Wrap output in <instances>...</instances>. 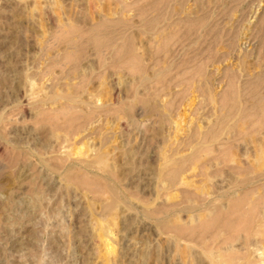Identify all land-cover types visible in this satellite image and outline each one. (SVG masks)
Wrapping results in <instances>:
<instances>
[{"label":"rangeland","instance_id":"obj_1","mask_svg":"<svg viewBox=\"0 0 264 264\" xmlns=\"http://www.w3.org/2000/svg\"><path fill=\"white\" fill-rule=\"evenodd\" d=\"M135 1L0 0V264H209L172 225L264 173V0Z\"/></svg>","mask_w":264,"mask_h":264},{"label":"bare ground","instance_id":"obj_2","mask_svg":"<svg viewBox=\"0 0 264 264\" xmlns=\"http://www.w3.org/2000/svg\"><path fill=\"white\" fill-rule=\"evenodd\" d=\"M141 1H137V2L135 1L136 3L134 2V5L137 3H140ZM148 1H150V0H148ZM163 2H161V0H160L161 4ZM100 4H101V2H100ZM141 4H143V3L141 2ZM158 4H157V6H159ZM128 5H130V3ZM131 6L132 5H130V7L128 6V8L132 9L133 7H131ZM136 6H139V5H136ZM124 7H125V5L123 6V9H124ZM128 8L126 7L125 9H128ZM149 8H150V6H149ZM135 9H137V8L135 7ZM137 10H138V12H141V13H143V11H144V10L140 11L139 9H137ZM153 10H155V7ZM145 11L147 12V15L145 14L146 13ZM145 11L143 13V16H148V14L151 10L150 11L145 10ZM117 13H119V12H117ZM151 24L152 23H150V25ZM68 26H66V27H68ZM63 27H65V26H63ZM74 28L73 27H68L66 29L63 28V36L60 37L65 42V43H63V45L71 46V48H70L71 50H72V48H76L77 45H80L78 42V40L80 38L77 34L76 29H74ZM104 29H106V22L103 21V22H100L99 24H97V26H95L92 30L89 29L90 30L89 36L87 37V39H85V40H87V42L89 44L94 46L95 49H97V50L98 49L102 50V48L109 46L107 44V41L109 39V35L104 31ZM79 34H81V33H79ZM85 35H86V32H85ZM172 38H173V36H172ZM168 39H169V37H168ZM169 40L171 41V39H169ZM126 43L129 44V42H126ZM121 45H123V44H121ZM69 46H68V48H69ZM129 46L128 47L126 46V48L129 49ZM165 46H167L166 43H165ZM122 48L124 49V47H122ZM127 49H126V51H127ZM69 50H68V53H69ZM71 50H70V52H71ZM78 51H81V50L79 49ZM100 51H98V52H100ZM130 55H132L134 57L133 54H130ZM63 59H64V61H70L73 59V54H71V53L66 54L65 56H63ZM139 60H140L139 58H136V59L133 58L132 60L130 59V61H136V62H138ZM128 61H129V59H128ZM136 62H135V64H136ZM259 74H261V76L259 75L257 80H255L256 81L255 87H258L259 85L261 87L263 85V84L261 85V82H262V80H264L262 78L263 77L262 75H264V73L263 74L259 73ZM256 77L254 76V79ZM252 85H253V83H252ZM229 86H231L230 83H229ZM232 87H229V88H231V90H229L230 94L233 93ZM234 88H236V87H234ZM255 91L256 90L253 89V93ZM234 92L237 94V91H234ZM251 92L249 91L248 93L251 94ZM228 94H229V92H228ZM228 94H226V95H228ZM236 94L234 95L232 102H233ZM229 95L227 96L228 98H230ZM250 96H252V95H250ZM227 97H226V99H227ZM253 99H255V98H253ZM227 101H229V100H225V102H227ZM253 102H254L253 104H255L256 107H257V105L259 106L258 100L256 101V103L254 100H253ZM69 103H71V102H69ZM220 103H222V102H220ZM228 104H230V102ZM67 107H65V108L61 107L62 109L59 108L57 111H53V112L47 113L46 115H42V118L48 119L49 121L50 120L56 121V120L62 118V120L64 119L63 123L65 122L64 126H67L68 124H70L69 122H71V120L74 118V115L71 113V111H68L66 109ZM220 107H221L220 109H222L223 107L225 109V105H222V106L220 105ZM252 107L253 106H251V108ZM253 110H255V109H253ZM256 110H255V112H256ZM222 111L225 112V110H223V109H222ZM255 112H253L254 115H255ZM248 113H246V114H248ZM221 114H222L221 119H223L224 113L222 112ZM75 117H76V115H75ZM242 117H245V115ZM242 120H243V118H242ZM234 128H235V126H234ZM243 129H246V128H242V130ZM241 133H243V132H240V134ZM241 136L243 137V135H241ZM196 155H198V154L196 153ZM175 170H176L175 168L168 170L167 173L169 174L170 178L173 177V173H175ZM221 197L223 198L224 201L220 202L217 205L212 203L211 208L208 210L209 215H205V216L197 218V219L194 218L189 223L184 224V223H180V222L178 223L177 222L174 225H172V230H173L177 240L179 242L181 241V242L186 243L187 247L189 249H191L193 247H197L199 252H201L208 259L209 264H264V173L259 172L253 166L251 167V166H248L245 164L240 165L237 172L234 173V175L232 176V180H231L230 184L228 185L226 192L224 194H222ZM198 199L199 198L196 199L197 202L199 201ZM256 258H258L259 260L257 261Z\"/></svg>","mask_w":264,"mask_h":264}]
</instances>
